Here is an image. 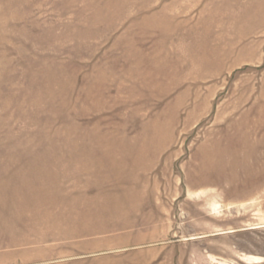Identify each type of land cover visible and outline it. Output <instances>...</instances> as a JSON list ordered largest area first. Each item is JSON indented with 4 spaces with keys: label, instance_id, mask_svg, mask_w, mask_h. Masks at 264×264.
<instances>
[{
    "label": "rangeland",
    "instance_id": "rangeland-1",
    "mask_svg": "<svg viewBox=\"0 0 264 264\" xmlns=\"http://www.w3.org/2000/svg\"><path fill=\"white\" fill-rule=\"evenodd\" d=\"M0 264H264V0H0Z\"/></svg>",
    "mask_w": 264,
    "mask_h": 264
}]
</instances>
